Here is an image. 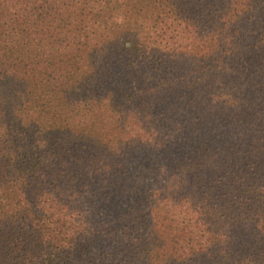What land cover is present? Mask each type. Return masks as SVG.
<instances>
[{
    "label": "trees",
    "instance_id": "obj_1",
    "mask_svg": "<svg viewBox=\"0 0 264 264\" xmlns=\"http://www.w3.org/2000/svg\"><path fill=\"white\" fill-rule=\"evenodd\" d=\"M0 264H264V0H0Z\"/></svg>",
    "mask_w": 264,
    "mask_h": 264
}]
</instances>
